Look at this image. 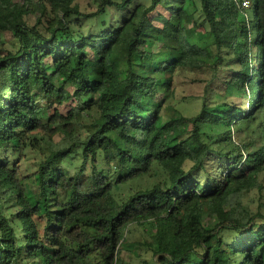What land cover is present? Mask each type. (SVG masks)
<instances>
[{
	"label": "trees",
	"instance_id": "1",
	"mask_svg": "<svg viewBox=\"0 0 264 264\" xmlns=\"http://www.w3.org/2000/svg\"><path fill=\"white\" fill-rule=\"evenodd\" d=\"M81 1L0 0V264H264V213L232 202L262 187L264 0ZM224 64L215 100L172 109L178 69Z\"/></svg>",
	"mask_w": 264,
	"mask_h": 264
},
{
	"label": "rangeland",
	"instance_id": "2",
	"mask_svg": "<svg viewBox=\"0 0 264 264\" xmlns=\"http://www.w3.org/2000/svg\"><path fill=\"white\" fill-rule=\"evenodd\" d=\"M33 2H38V0H32ZM82 8H92L89 0L81 1ZM160 11L162 13L168 14V11L161 7ZM251 13L255 14V0H252ZM26 21L30 25L37 23V18L33 14L26 16ZM11 35L5 34V42L3 44L0 40V49L7 45L12 46ZM156 51H161V44L156 43L154 46ZM164 52V51H162ZM232 67H228L226 64L221 65L217 75L212 72L203 69H178L175 74V95L169 100V103L174 111L182 113L185 116L192 117L196 116L203 105L205 98L207 100H215L213 96L215 92H218L220 87H222V82L225 78L232 74ZM247 89V88H246ZM243 93V92H242ZM244 94V93H243ZM240 100H237L239 102ZM55 140L58 142L61 140L60 136H56ZM257 144L262 143L257 137ZM45 158V155L35 147H28L24 152L12 157V162H16L19 166V176H31L38 170L40 162ZM159 177L146 178L135 184V188L145 187L147 185L151 186L156 179ZM31 180L28 182L30 183ZM260 183L262 187H257L250 191H245L240 195H234L232 197V202H241L246 206H251L254 209L258 207L264 213V173L260 176ZM35 184V183H34ZM36 185V184H35ZM34 185V188L37 187ZM153 221L144 222L142 224H132L129 227L127 233V238L129 242L142 241L144 238H148L153 229ZM141 256L136 255L130 251H123L121 257L123 258V264H142V258H150V252H140Z\"/></svg>",
	"mask_w": 264,
	"mask_h": 264
},
{
	"label": "built area",
	"instance_id": "3",
	"mask_svg": "<svg viewBox=\"0 0 264 264\" xmlns=\"http://www.w3.org/2000/svg\"><path fill=\"white\" fill-rule=\"evenodd\" d=\"M243 5L245 7H249L251 5V2L249 0H244Z\"/></svg>",
	"mask_w": 264,
	"mask_h": 264
}]
</instances>
